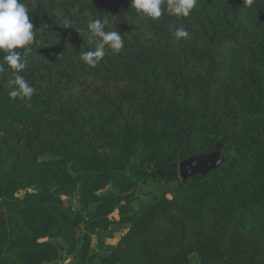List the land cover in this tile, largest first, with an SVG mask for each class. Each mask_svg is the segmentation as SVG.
<instances>
[{
    "label": "trees",
    "instance_id": "1",
    "mask_svg": "<svg viewBox=\"0 0 264 264\" xmlns=\"http://www.w3.org/2000/svg\"><path fill=\"white\" fill-rule=\"evenodd\" d=\"M22 2L36 39L20 74L35 92L10 98L5 63L0 264H53L74 250L81 224L105 230L116 209L122 249L100 264H187L192 254L199 264H264V0H198L189 16L158 20L130 0ZM92 19L124 41L95 67L80 59L95 48ZM180 27L189 35L177 39ZM221 140V164L183 184L179 163ZM147 180L165 190L128 216ZM108 186L116 194L103 195ZM74 194L86 216L65 201Z\"/></svg>",
    "mask_w": 264,
    "mask_h": 264
},
{
    "label": "clouds",
    "instance_id": "2",
    "mask_svg": "<svg viewBox=\"0 0 264 264\" xmlns=\"http://www.w3.org/2000/svg\"><path fill=\"white\" fill-rule=\"evenodd\" d=\"M198 0H130V7L135 9L141 18L158 20L165 11L177 17H187L196 7ZM246 7H252L255 0H243ZM108 21L92 19L87 28L90 39L95 48L81 54L80 59L90 67H95L106 55V48L113 54H118L124 47V41L117 30L106 31ZM71 27L66 22L64 28ZM174 35L177 39L185 38L189 34L183 28H176ZM36 32L29 15L28 7L22 0H0V73L5 71V63L14 70L13 78L9 81L10 98L31 99L35 89L25 79L22 73L28 66L25 54L31 51L35 43ZM22 50V51H21Z\"/></svg>",
    "mask_w": 264,
    "mask_h": 264
},
{
    "label": "rangeland",
    "instance_id": "3",
    "mask_svg": "<svg viewBox=\"0 0 264 264\" xmlns=\"http://www.w3.org/2000/svg\"><path fill=\"white\" fill-rule=\"evenodd\" d=\"M53 157L51 155H43L39 160H50ZM130 177V174H128ZM165 190V187L160 183H153L150 180L145 182H139L134 190L133 199L127 205V215H132L133 213L138 214V212L149 204L153 199L161 195ZM30 192L31 190H27ZM26 191H20L17 193L18 197H23ZM103 195L116 194L111 186H108L102 192ZM66 202L76 211L86 216L90 212L88 208H82L78 202V194H74L67 198H64ZM109 223L107 224V229H95L92 231H87L83 229L81 224L76 230V246L71 253H66L65 250L60 253L59 258L53 264H100L99 256H104L112 251L122 249L121 238L127 230L125 225H116L119 221L120 215L116 210L107 217ZM88 236L87 247L88 250L85 254H81L80 248L84 244V236ZM50 240V239H48ZM52 241V240H51ZM86 244V242H85ZM65 246V244H64ZM65 249V247H64ZM128 264H146L139 259L133 258L128 262ZM187 264H199V257L196 254H192L187 259Z\"/></svg>",
    "mask_w": 264,
    "mask_h": 264
},
{
    "label": "water",
    "instance_id": "4",
    "mask_svg": "<svg viewBox=\"0 0 264 264\" xmlns=\"http://www.w3.org/2000/svg\"><path fill=\"white\" fill-rule=\"evenodd\" d=\"M225 154L223 140L216 143L215 150L209 154H202L189 157L178 165V177L184 184L188 179L195 176H206L209 172L218 167Z\"/></svg>",
    "mask_w": 264,
    "mask_h": 264
}]
</instances>
